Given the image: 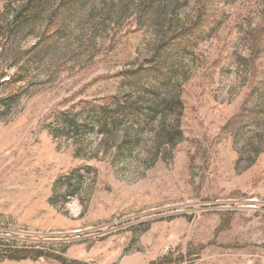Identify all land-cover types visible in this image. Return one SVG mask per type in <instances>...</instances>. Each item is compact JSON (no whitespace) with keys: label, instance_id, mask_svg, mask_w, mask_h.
<instances>
[{"label":"rangeland","instance_id":"1","mask_svg":"<svg viewBox=\"0 0 264 264\" xmlns=\"http://www.w3.org/2000/svg\"><path fill=\"white\" fill-rule=\"evenodd\" d=\"M0 264H264V0H0Z\"/></svg>","mask_w":264,"mask_h":264},{"label":"trees","instance_id":"2","mask_svg":"<svg viewBox=\"0 0 264 264\" xmlns=\"http://www.w3.org/2000/svg\"><path fill=\"white\" fill-rule=\"evenodd\" d=\"M199 19V18H198ZM198 22L197 23H192L189 27H186L180 31L174 32L173 34H170V36L168 37L167 43L169 41V44H171L172 42L177 43L178 45H180V43H182L181 41V37L184 36L187 33H196L195 30H198L199 26H198ZM198 34V33H197ZM176 45V44H175ZM28 255H30L31 257H38V253H34V252H27ZM24 253V255H20V254H16V255H11L10 257L14 258V259H19V258H23V257H27L28 255Z\"/></svg>","mask_w":264,"mask_h":264}]
</instances>
